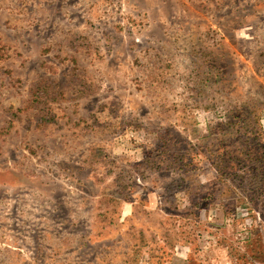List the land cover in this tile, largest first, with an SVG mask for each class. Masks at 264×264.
<instances>
[{
	"label": "rangeland",
	"instance_id": "obj_1",
	"mask_svg": "<svg viewBox=\"0 0 264 264\" xmlns=\"http://www.w3.org/2000/svg\"><path fill=\"white\" fill-rule=\"evenodd\" d=\"M0 264H264V0H0Z\"/></svg>",
	"mask_w": 264,
	"mask_h": 264
}]
</instances>
